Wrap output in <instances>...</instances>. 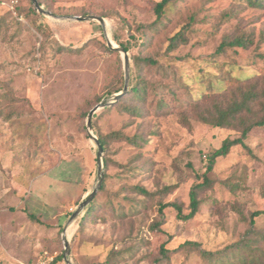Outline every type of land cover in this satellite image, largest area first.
I'll use <instances>...</instances> for the list:
<instances>
[{"label": "rangeland", "instance_id": "1", "mask_svg": "<svg viewBox=\"0 0 264 264\" xmlns=\"http://www.w3.org/2000/svg\"><path fill=\"white\" fill-rule=\"evenodd\" d=\"M29 1L0 0V108L10 101L20 112L6 118L4 108L0 115V264H48L50 257H63L62 232L69 226L68 259L72 264H103L113 246L130 245L136 252L115 258L114 264H205L196 251L172 252L169 263H159L155 257L164 242L174 249L184 240H193L214 250L238 240L246 223L230 205L238 204L246 218L251 211L264 210L260 195L264 126L255 128L245 140L250 151L238 145L216 159L207 174L213 187L200 194L205 201L193 218L182 219L174 207L167 206L159 226L162 231L151 230L150 224L159 217L156 203L149 200V207L140 208L134 216L114 217L113 211L120 208L129 212L123 190L136 183L149 191L177 183L161 201L180 204L186 214L189 190L196 180L186 161L202 173L208 153L220 147L223 139L237 136L233 130L195 120L189 127L180 123L176 112L188 96L183 79L190 65L166 58L153 67H142L148 97L141 115L120 111L114 103L93 114L94 135L120 130L141 141L133 145L107 140L102 155L104 189L99 188L93 198L100 204L96 216L86 215L92 200L68 222L96 181L97 148L87 135V114L98 102L108 100L114 94L109 92L120 82L123 88L124 62L121 53L107 48L98 21L55 19L39 13L32 1L36 12L27 16ZM40 1L55 15L103 17L108 37L116 45L122 46L121 42L128 47V89L138 72L133 56L164 50L167 38L188 21H192L189 40L175 54L204 57L224 34L248 33L253 44L242 56L230 57L244 73L264 67V8L244 7L235 0H174L158 30L150 31L144 27L154 21L153 5L159 0ZM17 10H23L21 15ZM59 44L81 49L58 51ZM168 89L176 90L177 97ZM5 94L11 99H4ZM160 97L170 102L171 113H157L155 103ZM179 155L183 159L176 165L174 159ZM241 168L246 180L233 193L223 182ZM213 199L217 204L208 203ZM260 218L258 223L263 224L264 215ZM55 264L67 263L62 258Z\"/></svg>", "mask_w": 264, "mask_h": 264}, {"label": "trees", "instance_id": "2", "mask_svg": "<svg viewBox=\"0 0 264 264\" xmlns=\"http://www.w3.org/2000/svg\"><path fill=\"white\" fill-rule=\"evenodd\" d=\"M38 1L42 4L40 0ZM235 1L238 5L241 4L244 7L264 8V0ZM173 2L174 0H159L155 2L153 5L155 19L144 28H148L150 31L158 30L162 23V18L165 17ZM23 10H17L18 14L21 15ZM34 12L36 10L33 8L31 1H29L28 11H25V15L28 16L34 14ZM38 30L41 31V28L39 27ZM191 30L192 21L185 22L167 38L164 50L153 55L133 56L138 71L135 75V80L130 85L128 91L114 103L120 111L127 112L130 115H141V106L146 104L148 97L147 81H145L142 75V67H153L158 63L160 58L177 61L180 64L188 63L190 70L186 72L183 79V88L188 93V96L181 102L180 111L176 112L180 123L189 127L190 121L195 120L216 128H227L237 133V136L234 138L223 139L220 147L208 153V162L202 173L196 172L193 165L189 161H186L185 165L187 169L193 171L195 181H197H194L190 187L189 211L186 214H182L180 204L161 201V198L165 194L177 188V183L168 184L154 191H149L142 184L138 183L125 186L123 190L126 193L124 199L130 204V210L128 212V210L120 208V211H113L115 219L123 220L137 214L140 208L147 209L149 207L147 201L149 200L154 204L156 203L159 217V219L154 220L150 224V229H155L159 232L162 231L159 226L163 219V209L167 206L174 207L177 216L182 219H191L198 213L200 205L205 201L200 197V194L211 190L213 187L212 180L207 174L212 170L216 159L227 156L231 149L238 145L250 151L245 140L255 128L264 126V67L257 69L256 72L244 73L241 70V65L230 57L231 55L242 56L243 51L253 44L250 34H224L213 52L204 57L175 54L174 52L180 45L188 42L189 36L187 33ZM101 43L105 48V44ZM119 44L126 51L128 50L125 44L121 42ZM63 49L79 51L81 48H66V46L61 44L57 46L58 51ZM236 67H238L239 72H235ZM121 89L122 83L120 82L119 86L113 88L109 93H116ZM168 93L172 97H177L178 94L176 90L171 89H168ZM3 98L11 99L7 94ZM4 108H7L5 112L6 118L20 113L17 107L10 101L2 109L0 108V115H2ZM155 109L159 114H167L172 111L170 102L164 97H160L156 101ZM97 138L103 146V150L106 147L107 140L124 141L133 145H140L141 141L138 136H129L120 130L113 131L107 135L97 133ZM182 159V155H179L174 159L176 162L174 164L178 165L177 163H180ZM106 165V160L104 159V167ZM115 165L117 167L125 166L120 163H115ZM176 165L173 168L179 171V167ZM129 167L138 169L137 166ZM243 168L239 170V173L236 169L233 170L230 176L223 182L233 193L239 191L242 187L240 184H244L246 180V173H244ZM103 189L104 182H102L99 191ZM260 195L264 198V182L260 187ZM208 203L217 204V200H209ZM98 207H100V204L98 205L93 200L87 210V217L92 218L96 216L95 213ZM230 208L239 215V219L246 223V228L238 240L214 250L203 248L198 242L193 240H184L174 249L167 248L164 242L160 245L155 260L159 263L164 261L165 263H169L170 253L184 250L196 251L202 257L205 264H264V223H258V220L261 219L260 217L264 215V210L251 211L248 218H246L238 204L232 203ZM29 217L34 219V216L31 214H29ZM134 252H136V249L132 245L120 248H114L113 246L103 264H114L115 258H122L125 254L132 256ZM62 258V255H59L50 264H54Z\"/></svg>", "mask_w": 264, "mask_h": 264}, {"label": "water", "instance_id": "3", "mask_svg": "<svg viewBox=\"0 0 264 264\" xmlns=\"http://www.w3.org/2000/svg\"><path fill=\"white\" fill-rule=\"evenodd\" d=\"M34 7L36 10L46 16L55 18V19H61V20H76V21H90V20H96L99 22V24L103 28V36L106 41L107 48L109 50H114L122 54L123 57V62H124V72H125V77H124V85L121 91L116 92L112 94V96L106 100V101H100L96 105H94L88 112L87 118H86V131L88 137L93 140V142L96 145V181L95 184L93 185L91 191L84 197L82 201H80L76 208L72 211L68 222L73 221L80 213L87 207L91 201L93 200L97 190L101 187L102 182H103V176H104V171H103V146L101 145L99 139L97 138L96 135L93 134L92 129H91V119L93 114L100 108H104L106 106H110L113 103L117 102L122 95H124L128 91L129 83H128V68H129V57L127 51L122 47L118 46L116 44H113L111 39L108 37L105 29H104V18L95 16V15H66V16H59L53 14L50 10L45 9L38 0H31ZM66 230L64 229L62 232V240L64 244V250H63V260L67 264H72L71 261L68 259L69 255V242L67 240L66 236Z\"/></svg>", "mask_w": 264, "mask_h": 264}, {"label": "bare ground", "instance_id": "4", "mask_svg": "<svg viewBox=\"0 0 264 264\" xmlns=\"http://www.w3.org/2000/svg\"><path fill=\"white\" fill-rule=\"evenodd\" d=\"M106 21V20H105ZM110 38V37H109ZM112 41V40H111ZM113 42V41H112ZM113 44H115L114 42H113ZM66 232V236H68L69 234H70V232H71V228H70V226L69 227H67V230L65 231Z\"/></svg>", "mask_w": 264, "mask_h": 264}, {"label": "built area", "instance_id": "5", "mask_svg": "<svg viewBox=\"0 0 264 264\" xmlns=\"http://www.w3.org/2000/svg\"><path fill=\"white\" fill-rule=\"evenodd\" d=\"M53 261H54V259H53L52 257H50L47 263L50 264V263H52ZM54 264H55V263H54Z\"/></svg>", "mask_w": 264, "mask_h": 264}]
</instances>
